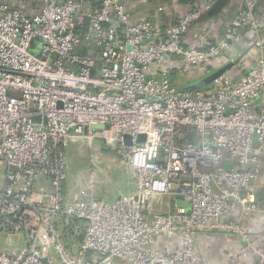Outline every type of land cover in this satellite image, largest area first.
<instances>
[{"label":"built area","instance_id":"obj_1","mask_svg":"<svg viewBox=\"0 0 264 264\" xmlns=\"http://www.w3.org/2000/svg\"><path fill=\"white\" fill-rule=\"evenodd\" d=\"M42 1L28 14L0 0V233L27 240L22 250L0 249V264H205L196 252L205 231L241 239L231 264L264 260L255 243L262 233L243 225L251 214L264 217L255 200L264 53L250 71L242 61L239 78L225 72L207 90L170 80L181 64L208 73V63L237 57L244 32L263 29L258 0H241L217 42L218 22L202 24L193 45L185 40L200 9L161 28L133 20L123 0L87 12L86 0ZM95 140L133 174V193L98 199L92 179L66 191L67 150L80 142L91 151ZM165 197L175 209L158 211ZM76 221L81 242L70 245L64 232ZM162 236L175 246L158 248Z\"/></svg>","mask_w":264,"mask_h":264},{"label":"crops","instance_id":"obj_2","mask_svg":"<svg viewBox=\"0 0 264 264\" xmlns=\"http://www.w3.org/2000/svg\"><path fill=\"white\" fill-rule=\"evenodd\" d=\"M6 1L20 5L21 10L28 14H34L40 8L38 2L42 0ZM123 2L131 13L133 20L146 18L161 28L175 23L194 8L202 10V20L194 24L186 35L185 43L187 45H193L196 42L201 34V25L210 20H216L219 25L211 41L217 42L221 40L225 36V24L236 17L239 8L242 6L241 0H195L194 2H183L182 0H123ZM257 14L263 21V29L258 33L250 30L244 32L242 39L238 43H234V50H232L233 53L238 52V56L233 60L226 56L217 62L209 63L207 67H204V69L209 70V74L232 62L225 72L239 78L241 72L236 71L237 68L240 70L238 60L239 62L240 60L244 61L245 65L243 66L242 64L241 67H244L245 71H250L256 65L258 56L264 53V0H258ZM208 73H205L203 68H198L195 71L188 70L186 75L188 78L187 86L195 84L207 76ZM181 88H183L182 85ZM262 99L264 100V91ZM80 144L86 143H72L67 150L68 177L65 184L66 191H71L77 185H87L90 179L95 184V196L105 201L118 200L123 195L133 193L136 190V181L133 174L117 161L116 153L107 149L102 141L95 140L91 151ZM91 152L96 156L95 164L92 163ZM258 167L259 174L255 180V200L264 205V155L260 156ZM161 202V204L157 203L155 205L158 211L168 212L175 209L174 198L165 197ZM243 225L255 234L262 233V235H259V237L263 236L262 239L256 237L255 243L264 247V217L251 214L245 217ZM81 226H83V222L74 223V228H70L68 236L65 235L66 243L78 245L81 242L82 233L79 234ZM77 228L78 231L75 230ZM71 232L75 236H70L73 235ZM26 242L27 240L23 234L8 235L0 233L1 250L16 252L22 250L26 246ZM240 244L241 239L237 236L205 231L197 236L196 252L200 260L205 264H231L239 250ZM156 246L161 249H169L175 246V242L174 239L162 236L157 240ZM249 264H264V260L257 256H252Z\"/></svg>","mask_w":264,"mask_h":264},{"label":"trees","instance_id":"obj_3","mask_svg":"<svg viewBox=\"0 0 264 264\" xmlns=\"http://www.w3.org/2000/svg\"><path fill=\"white\" fill-rule=\"evenodd\" d=\"M182 1L183 2H194L195 0H182ZM7 2L12 7L22 9L21 6L18 4L16 5V4L12 3L11 1H7ZM101 3H102L101 0H86L87 9L85 10V12H87L89 9L90 10L91 9L98 10L101 7ZM38 4H39V7L41 8L44 3H43V1H39ZM194 9H192V10H194ZM83 18H84V20H83L82 24H80L79 28H80V34L85 35V33L88 30V18H87V16H84ZM78 33H79V30H78ZM241 62H242L241 60H240V62L238 60V64H240ZM181 65H184V64H181ZM182 67H184V68H182ZM236 71H241V70H239V68H237ZM187 74H188V70H186L185 66H181L179 69L174 70V72L170 75V80L174 83H177L180 86L182 85L183 88H188L189 86H187L188 84H186L187 82L185 81V77ZM212 86H210V87L207 86V87H204L201 89L207 90V89L212 88ZM201 89H199V90H201ZM64 233L66 234V236H68V232L65 231ZM70 236H69V238H70Z\"/></svg>","mask_w":264,"mask_h":264},{"label":"water","instance_id":"obj_4","mask_svg":"<svg viewBox=\"0 0 264 264\" xmlns=\"http://www.w3.org/2000/svg\"><path fill=\"white\" fill-rule=\"evenodd\" d=\"M232 62H230L229 64L225 65L224 67H222L221 69H219L216 72H212L210 74H208L207 76H205L204 78H202L201 80H199L198 82H196L195 84H192L191 86H189L188 88H182L183 90H191V91H195V90H199L201 88L207 87L209 85H212L215 78L219 77L221 74L225 73L226 69H228L231 66ZM92 128H103L104 126L102 125H96L93 124L91 126ZM145 140V135H139L138 136V141H144ZM131 141L130 136H126V142L129 144ZM177 206L178 207H185L187 208V214L190 213L189 210V204L188 202L184 201V200H177Z\"/></svg>","mask_w":264,"mask_h":264},{"label":"rangeland","instance_id":"obj_5","mask_svg":"<svg viewBox=\"0 0 264 264\" xmlns=\"http://www.w3.org/2000/svg\"><path fill=\"white\" fill-rule=\"evenodd\" d=\"M185 81H186V82L188 81V78H187V77H185Z\"/></svg>","mask_w":264,"mask_h":264}]
</instances>
